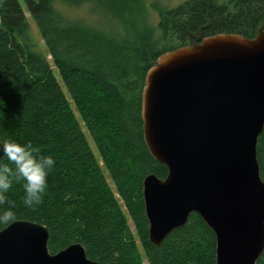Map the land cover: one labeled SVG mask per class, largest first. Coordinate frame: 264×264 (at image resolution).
<instances>
[{"label":"trees","instance_id":"obj_1","mask_svg":"<svg viewBox=\"0 0 264 264\" xmlns=\"http://www.w3.org/2000/svg\"><path fill=\"white\" fill-rule=\"evenodd\" d=\"M23 1L38 35L20 0H0V139L31 143L53 156L55 167L42 204L27 208L23 181H14L0 208L14 202V222L45 225L51 254L80 243L99 264H217L216 235L198 214L160 247L150 242L144 179H165L168 168L144 139L143 89L166 52L219 34L255 38L264 25V0H186L162 14V37L148 29L132 40L70 20L56 0ZM89 1L124 21L136 3ZM257 155L264 181V131ZM3 163L15 167L6 157ZM257 264H264V254Z\"/></svg>","mask_w":264,"mask_h":264},{"label":"water","instance_id":"obj_2","mask_svg":"<svg viewBox=\"0 0 264 264\" xmlns=\"http://www.w3.org/2000/svg\"><path fill=\"white\" fill-rule=\"evenodd\" d=\"M142 118L151 155L168 168L165 179H144L150 242L160 247L198 214L216 235L217 264H257L264 25L252 39L219 34L161 55L146 76ZM49 239L43 224L13 222L0 231V264H99L80 243L51 254Z\"/></svg>","mask_w":264,"mask_h":264},{"label":"rangeland","instance_id":"obj_3","mask_svg":"<svg viewBox=\"0 0 264 264\" xmlns=\"http://www.w3.org/2000/svg\"><path fill=\"white\" fill-rule=\"evenodd\" d=\"M20 1L34 33L38 35L39 31L34 19L30 15L24 1ZM185 1L186 0H136L134 9L132 10L133 12H131L132 14H125V21L122 20V18L117 19L107 14L103 8H100L101 6L99 7V4L89 0H56V5L58 10L72 21H77L94 29L120 36L122 39L129 38L132 40L148 29L152 30L156 39L162 37V33L159 30V23L161 21L162 14H164L167 10L178 7ZM218 2L220 4H223L227 3L228 0H218ZM162 46L163 45H160L161 48H163ZM41 47L43 53H46L47 49L44 46L43 41H41ZM59 82L64 88V85L60 78ZM64 90L67 93L65 88ZM74 111L79 121L81 122L83 130L87 138L89 139L92 149L100 160L96 148L75 108ZM104 172L110 186L116 192L114 184L105 169ZM130 225L134 229L131 223ZM140 251L145 260L144 251L141 246ZM144 264H148L146 260L144 261Z\"/></svg>","mask_w":264,"mask_h":264},{"label":"clouds","instance_id":"obj_4","mask_svg":"<svg viewBox=\"0 0 264 264\" xmlns=\"http://www.w3.org/2000/svg\"><path fill=\"white\" fill-rule=\"evenodd\" d=\"M0 204L5 202L6 194L14 181H23V204L34 209L43 203V197L48 188V176L55 167L51 155L39 154V149L31 143L21 144L14 139H0ZM7 158L15 167L3 163ZM15 203L9 202V207L0 208V225L15 221Z\"/></svg>","mask_w":264,"mask_h":264}]
</instances>
